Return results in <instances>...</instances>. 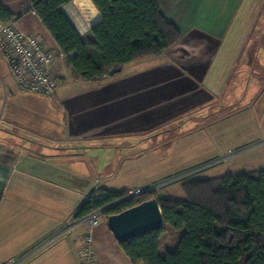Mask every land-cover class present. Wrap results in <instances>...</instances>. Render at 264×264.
Segmentation results:
<instances>
[{"label": "crops", "instance_id": "obj_1", "mask_svg": "<svg viewBox=\"0 0 264 264\" xmlns=\"http://www.w3.org/2000/svg\"><path fill=\"white\" fill-rule=\"evenodd\" d=\"M158 3L166 19L182 32V41L160 55L125 65L115 75L106 74L87 81L68 64V57L42 20L35 12L29 11L31 0H0V6L15 15L13 20L18 30L26 35L37 34L55 54L50 73L58 80L59 86L51 96L57 101L62 123L58 128L38 125V122L50 120V114L38 107L39 98L18 92L14 77L9 73L10 67L0 53L1 60H5V65L0 64V116L7 121V134L12 136L8 140L4 135L0 138V246L14 238L20 241L15 245L10 243L9 247L14 248L8 253L19 254L22 249L34 246H38L33 250L35 252L43 250L57 238L70 234L68 240L49 253L61 256L70 264H81L79 254L85 231L78 226L65 232L76 222V215L84 203L80 191L62 182L66 175L62 163L68 156L62 152L65 143L73 148L78 146L79 150L84 145L81 142L92 138L101 143L106 139L113 140L108 136L140 133L151 119L174 116L172 114L179 107L173 102L177 95L178 99L186 95L189 99L191 93L196 99L193 93L199 91L201 95L197 87L208 82L218 56L226 49L227 53L231 52L235 46L237 51L245 48L244 39L242 42H245L239 41L238 45L234 42L240 37L238 28L254 21L256 6L264 5V0H158ZM63 12L83 39L93 42L91 28L102 19L93 2L74 0L63 7ZM237 21H241L238 26ZM70 84L93 89L81 97L70 95L74 87ZM98 97L97 104L83 108V98L93 103ZM35 101L36 105L33 104ZM101 133L104 136L97 137ZM97 164L95 160V169ZM73 176H68L67 180L75 181V176L79 178L77 174ZM102 190L113 191L99 187L93 192ZM90 195H84V201ZM167 228L178 234L171 227ZM167 228L161 238L160 254L163 257L174 245L171 247L164 241ZM92 236L97 264H133L109 230L106 220Z\"/></svg>", "mask_w": 264, "mask_h": 264}, {"label": "rangeland", "instance_id": "obj_2", "mask_svg": "<svg viewBox=\"0 0 264 264\" xmlns=\"http://www.w3.org/2000/svg\"><path fill=\"white\" fill-rule=\"evenodd\" d=\"M240 23L237 21L236 26ZM238 31L240 37L234 42L238 45L244 39L245 48L237 51L235 46L231 52L227 53L226 49V54L218 56L208 82L197 87L201 95L199 91L193 93L196 99L191 93L189 99L187 95L178 99L177 95L173 102L183 109L178 107V111L172 114L174 116L151 119L140 133L107 135L113 140L106 139L101 143L92 138L81 142L84 145L79 150L78 146L73 148L65 143L62 152L68 156L62 163L66 172L63 184L80 191L83 194L81 202H85L84 195L99 187L113 191L131 188L128 192L157 188L161 198L184 201L182 184L185 182L264 170V5L256 6L254 21L241 24ZM4 61L0 58L1 65H5ZM70 85H74L70 95L80 97L93 89ZM18 92L39 98L36 100L38 107L50 114V120L38 122V125L42 128L61 127V113L57 111L54 96L35 95L20 89ZM99 101V97L93 103L83 98L82 106L91 107ZM6 124L7 121L0 116V138L4 135L8 140L12 136L7 134ZM95 160L98 162L96 169ZM72 172L79 178L75 176V181H68V176L74 177L70 175ZM179 234L167 228L164 241L171 247L174 243L170 250L176 248ZM69 238L70 234L63 235L43 250L35 252L33 250L38 246H34L22 249L19 254L8 252L14 248L9 247L10 243L15 245L20 241L15 238L4 241L5 244L0 246V264L12 260L19 264H70L61 256L49 253Z\"/></svg>", "mask_w": 264, "mask_h": 264}, {"label": "trees", "instance_id": "obj_3", "mask_svg": "<svg viewBox=\"0 0 264 264\" xmlns=\"http://www.w3.org/2000/svg\"><path fill=\"white\" fill-rule=\"evenodd\" d=\"M74 0H31L33 11L80 78L92 81L138 59L179 44L182 32L161 12L158 0H91L102 16L91 28L93 42L77 32L63 7ZM15 19L0 6V23ZM74 54L73 57H70ZM184 201L151 192L112 207L109 216L157 199L164 226L120 243L133 264H264V170L182 184ZM104 194V199H94ZM127 191L93 192L76 220L110 206ZM167 226L180 234L174 250L160 254Z\"/></svg>", "mask_w": 264, "mask_h": 264}, {"label": "built area", "instance_id": "obj_4", "mask_svg": "<svg viewBox=\"0 0 264 264\" xmlns=\"http://www.w3.org/2000/svg\"><path fill=\"white\" fill-rule=\"evenodd\" d=\"M0 53L7 61L18 88L37 95L51 96L58 86V80L50 73L56 56L48 49L37 34L26 35L17 29L15 21L0 23ZM151 192H158L157 188L129 191L120 201L102 209L94 210L89 215L76 220L67 231L80 226L85 231L79 254L81 264H97L93 231L103 220H108V210L124 202L138 198ZM104 194H97L94 199H104ZM4 264H19L15 260Z\"/></svg>", "mask_w": 264, "mask_h": 264}, {"label": "water", "instance_id": "obj_5", "mask_svg": "<svg viewBox=\"0 0 264 264\" xmlns=\"http://www.w3.org/2000/svg\"><path fill=\"white\" fill-rule=\"evenodd\" d=\"M115 68L110 75L121 72ZM108 228L119 243L148 233L159 231L164 226L163 213L157 199L146 201L107 220Z\"/></svg>", "mask_w": 264, "mask_h": 264}]
</instances>
